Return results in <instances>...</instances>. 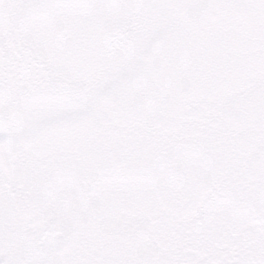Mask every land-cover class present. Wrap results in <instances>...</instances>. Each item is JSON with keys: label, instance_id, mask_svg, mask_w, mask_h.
Wrapping results in <instances>:
<instances>
[{"label": "rangeland", "instance_id": "rangeland-1", "mask_svg": "<svg viewBox=\"0 0 264 264\" xmlns=\"http://www.w3.org/2000/svg\"><path fill=\"white\" fill-rule=\"evenodd\" d=\"M0 12L12 15L10 0H0ZM181 14L198 20L195 12ZM201 14L221 15L215 9ZM166 15L164 7L127 0H36L16 18H4L0 225L7 229L11 218L2 205L6 185L19 199L17 229L29 215L42 231L26 234L35 242L16 247L15 262L199 264L214 258L217 243L205 227L220 215L213 203L235 179L237 154L216 163L218 133L181 137L174 130L162 138L169 114L163 94H154L162 79L180 72L170 30L154 25ZM191 110L184 107L185 114ZM233 116L238 135L246 136L239 102ZM254 155L250 148L246 159ZM255 190L248 181L237 195ZM245 206V227L258 229L246 199ZM45 220L61 232L62 244L52 233L48 247L37 240L48 229ZM0 264H6L3 252Z\"/></svg>", "mask_w": 264, "mask_h": 264}, {"label": "snow or ice", "instance_id": "snow-or-ice-1", "mask_svg": "<svg viewBox=\"0 0 264 264\" xmlns=\"http://www.w3.org/2000/svg\"><path fill=\"white\" fill-rule=\"evenodd\" d=\"M35 2L10 0L12 15L0 12V30L5 26L4 18H16ZM127 2L144 4L152 10H168V15L154 20V25L170 30L172 53L179 55L180 72L162 79L154 94H163L169 114V125L162 138L174 130L181 137L189 131L218 133L221 143L216 163H223L225 153L237 154L238 164L232 170L235 179H229L222 199L213 203L220 215L205 227L217 243L214 258L199 264H264V0ZM209 9L218 10L221 15L209 20L201 14ZM185 11L197 13L198 20L194 22L191 16L182 15ZM149 26L153 22L145 24ZM238 102L249 124V132L243 137L238 135L240 123L233 116ZM185 106H191V112L185 114ZM186 116L190 125L185 124ZM250 148H254L255 155L248 160ZM248 181L256 184V190L247 198L238 196ZM197 192L193 185V197ZM245 199L259 220L258 229L245 227ZM15 264L59 262L52 258L21 257Z\"/></svg>", "mask_w": 264, "mask_h": 264}, {"label": "flooded vegetation", "instance_id": "flooded-vegetation-1", "mask_svg": "<svg viewBox=\"0 0 264 264\" xmlns=\"http://www.w3.org/2000/svg\"><path fill=\"white\" fill-rule=\"evenodd\" d=\"M16 188L13 189V191H15ZM12 190L10 188H8V186L5 185V197L2 199L3 201V210H5V212H9L11 214V218L10 220H8V228L7 229H2V225H0V254L6 256V264H15V261L13 259H18V256L15 254V249L16 247H24V243H33L35 242L34 240L30 239L29 236H27L26 234H34V233H38V232H42L40 229H35L34 225L32 223H30V216L29 215H25L23 218V222L19 224L22 225V227H20L19 229H17V224L16 221L14 220L15 218H17L18 216L17 214V208L16 204L18 205V201L19 199L16 197H12ZM28 194V193H26ZM22 200V199H21ZM23 203V207L25 210L28 211V203L26 199L22 200ZM0 205H1V198H0ZM21 206V204H20ZM21 206V209L23 208ZM1 212H3L1 210ZM0 212V214H1ZM43 223L45 224V226H47V230L43 231V235L37 237V240H42V242H45L47 245L46 247H48V238H47V234L52 233L54 237H57L59 242L62 244L63 241V237L60 236V231H56L53 230L52 225H49L48 222L45 220L43 221ZM20 234V235H19ZM38 241L37 244H42L43 243ZM64 246V245H63ZM62 246V247H63Z\"/></svg>", "mask_w": 264, "mask_h": 264}]
</instances>
